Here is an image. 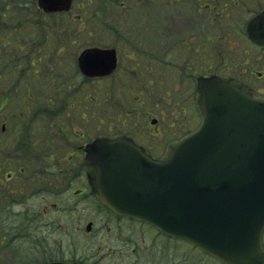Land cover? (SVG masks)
<instances>
[{"label": "flooded vegetation", "instance_id": "obj_1", "mask_svg": "<svg viewBox=\"0 0 264 264\" xmlns=\"http://www.w3.org/2000/svg\"><path fill=\"white\" fill-rule=\"evenodd\" d=\"M107 1L109 8L119 10L121 16L115 21L112 12H105V24L101 29L105 38L103 43L89 39V44L82 45L83 48L79 51L78 44L74 43L76 37L67 38L62 29V42L39 46L51 50L52 53L48 57L59 59L56 69L59 71L58 79L61 83L63 77L68 78V75L82 85L103 83L106 88L102 93L105 96V104L111 95L116 94L117 99L121 95V89L116 83L132 80L134 89L130 90V101L122 102L125 109L122 117L120 113L117 114L118 118L103 117L108 110L105 105L100 106L97 111L88 105L73 109L72 105L65 107L61 98L58 108L50 106L52 101H48L45 107L32 112L28 109V114L27 110L20 108L23 103L17 104V117L22 123L11 125L10 131L7 130L5 121L0 126L1 257H5L3 253L10 254V258L12 254L15 256L20 253L24 240H27L25 236L10 235L15 226H23L24 221L27 224L33 219V222H42L43 230L47 227H58L62 223L64 213L74 211L88 212L83 220L76 214L71 223L75 227H83L88 233L86 238L80 235L77 242L73 241L74 246L78 247V255L47 257L46 246L40 245L44 264H99L100 259L104 257L103 253L112 249H100L99 245L94 246L92 240H87L94 229H113L116 232L113 239L122 244L119 253L123 254V264H140L144 252L149 248L147 244L144 248L140 247L143 240L146 243L147 238L143 236L140 237L143 240H139L136 230H147L154 241L160 238L171 244L173 240L145 223L113 214L98 201L84 167L87 146L98 137L125 136L143 148L151 158H160L168 145L183 138L199 125L195 91L197 79L201 77L216 75L238 80L247 85L256 96L264 98V44L250 40L246 25L241 34L234 29L230 34L242 37L246 47L242 58L239 57L238 45L229 41L223 51L207 52L206 23L212 25L223 16L229 17V13L238 9L236 0H230L231 5H223L219 0ZM135 2L139 5L138 25L130 18ZM164 8L169 10L166 23L159 19ZM183 9L188 10L189 17L186 19L180 17L183 15ZM257 13H248L247 22ZM94 31L88 30L90 38ZM216 40L221 41L222 38ZM86 49L112 50L115 56L114 68L102 77L94 71L92 77L83 75L78 67V59ZM47 55L45 53L46 57ZM42 61L44 60L39 59L38 64H44ZM217 61L219 63L215 65ZM14 62L21 68L18 66L22 62L21 59ZM12 63L10 59L1 67L9 71ZM36 63L31 61L28 65L36 68ZM49 66L44 65L39 72L33 69V74L38 72L46 82L44 87L47 91L51 90L53 82L57 79L51 76L54 72H51L53 68ZM211 67L218 70L207 74ZM239 68L252 69L240 72ZM221 69L223 70L219 72ZM179 72L183 74L180 82L182 86L174 84L171 93L166 90L160 93L163 88L159 87L164 86L167 80H174L173 73ZM23 74L20 73V77ZM2 77L0 73V78ZM72 87L74 86L68 88ZM25 90V95H22L23 102L25 98L34 99L30 88L26 87ZM85 93L84 101L87 100L88 104L95 103L96 92L87 90ZM2 100L0 109L9 103L8 97ZM73 113H78L81 122H74L71 117ZM94 119L104 126L105 131L102 134L95 135L92 132L94 129L87 123ZM115 121L119 124L116 125ZM84 122L87 124H83ZM80 231L81 229L78 233ZM147 242L152 245L151 238ZM106 243L111 242L106 240ZM30 248L34 250V247ZM41 252L39 251L40 254ZM125 254L131 261L126 262Z\"/></svg>", "mask_w": 264, "mask_h": 264}, {"label": "water", "instance_id": "obj_2", "mask_svg": "<svg viewBox=\"0 0 264 264\" xmlns=\"http://www.w3.org/2000/svg\"><path fill=\"white\" fill-rule=\"evenodd\" d=\"M36 4L53 14L68 12L72 0ZM247 33L264 40V11ZM114 63L112 50L88 49L78 59L90 77L104 76ZM196 106L198 128L158 160L129 140L97 139L85 162L93 191L117 215L187 241L222 264H264V99L212 76L198 79Z\"/></svg>", "mask_w": 264, "mask_h": 264}, {"label": "rangeland", "instance_id": "obj_3", "mask_svg": "<svg viewBox=\"0 0 264 264\" xmlns=\"http://www.w3.org/2000/svg\"><path fill=\"white\" fill-rule=\"evenodd\" d=\"M32 1H34L35 4L36 0ZM83 1L84 0H74L71 12L69 14L62 15L44 16L41 15V12L37 9L36 4L30 5L28 7V10H26V21L28 27L27 29L30 28L37 32V34L35 35L36 39H34L33 42L24 44V51L14 49L12 50L11 48L7 47L5 49L0 48V73L1 76H3L2 79L0 78V103L2 102V99L4 97L9 98V103L5 105L2 109H0V126L5 121V124H7L8 131L11 130V125L16 123H22V121H20L17 117V104L19 103H23L20 108H24L25 110H27L26 113L28 114V109L30 110V112H32L35 109L41 108L43 106L45 107L48 101H52V105L50 106L58 108L59 99L61 98L65 107L66 105H72L71 107H73V109H80L88 105L89 108L97 111L100 106L103 107V105H105L108 110L107 113H104L103 117L109 116L111 118H118L119 115L120 117L123 116L125 106L124 104H122V102L124 103L130 101V90L134 89V87H132V85L134 84L132 80L127 79L122 83H116V85L119 86L121 89V91L119 92L121 94L119 96L120 99H117L116 94L111 95V98L109 100L106 99L107 103L104 104L105 96L102 93L106 91V88L103 83L82 85L79 81H75L74 78L72 79L70 75L67 76L68 78L63 77V81L61 83L58 79L59 71L56 69V67L58 66L59 59L54 56L48 57L49 54L52 52L47 47H39L38 40L40 39L39 37L43 35V33L54 35L53 38L49 39V44H58L62 42L64 38L63 32L66 33L67 38L70 37L74 39V37H76V41H74V43L78 44L77 50L79 51H81V49L83 48L82 45H87V43L89 44V39L91 41L94 40L96 43L104 42L105 38L101 29H103L105 24V12L107 11L108 14H111L112 12L113 19L117 21L121 16L120 11L113 8L110 9L107 0H93L90 5H85ZM236 1L238 2V9L234 10L232 8L234 11L232 13H229V17L223 16V18L218 19L217 22H213L212 25H210L208 22L206 23V46L208 53L217 50L223 51V49L227 47V42L229 41L238 45L239 57L242 58L243 51L246 49L245 44L243 42L242 37H235L233 36L234 34L230 35L232 33L231 30L234 29L235 32L237 30V32L241 34L243 31L242 29H244L246 25L245 23L248 20L247 14L257 13L261 12V10H264V0ZM3 2L5 1H2V4ZM219 3H226V5H231L230 0H219ZM132 6L134 9L131 10L132 15L130 16V18L132 22L138 25L137 10L139 9V5L135 2ZM11 9L13 11V9L15 10L16 8L12 6ZM143 11L145 12L146 10ZM147 12H149V10H147ZM168 12L169 10L167 8L162 9V12L159 16L161 22L166 23V16ZM12 15L16 17L14 12H12ZM76 16L81 18L79 19ZM20 17L21 16H19L18 18V22H21L22 20H20ZM180 17H182L181 19H186L187 17H189L188 10L183 9V15ZM16 22L17 20L14 19L7 20L5 23L6 26H4L5 24L3 23V20H0V34H3L5 31H9L10 29L8 28H11V26H16ZM160 27H162V25ZM62 29L64 30L63 32H61ZM90 29L95 30L94 32H92L93 35L91 36V38L88 36V30ZM14 33L16 32L14 31ZM216 38H222V40H216ZM4 50H7V52H5ZM45 53L48 54L47 57L45 56ZM10 55H12L13 57ZM8 59H11L13 62L10 65L11 70H3L1 65L6 63ZM18 59H21L23 61L21 68H18L17 63L14 62ZM39 59L44 60L42 61L44 62V64H38ZM29 61H33L34 63L37 62L36 68L29 67ZM219 61L214 64H218ZM12 65H15L16 67H13ZM44 65H50L49 67L53 68L51 72H54V74L52 73L51 76H55L57 78L55 80L56 82H53L50 91H47V89H45L44 85L46 82L38 73L39 71H41V68H43ZM33 69H36L38 71L35 75L33 74ZM250 69L252 68H239V71L242 72ZM217 70L218 69L211 67V71H208L206 73L211 74L213 73V71ZM222 70L223 69L219 70V72ZM20 73H24L22 77H20ZM173 77L174 80H167L166 83H164V86L159 87L163 88L159 91L160 93H162L164 90L169 91L171 93V89L173 88L174 84L179 87L182 86L180 82H182L183 74L180 72L178 74L173 73ZM69 86L74 87L68 88ZM26 87L30 88V93H33L34 99L29 100L25 98V101L23 102L22 95H25ZM151 89L153 90V86L151 87ZM55 90H57V97L55 96ZM87 90L90 92L91 90H94L96 92L95 103L88 104L87 100L84 101V99H86L85 91ZM71 112L72 111H69V113ZM118 113L120 114L117 115ZM71 117L74 122L80 120L78 113H73ZM87 123H89V125H91V127L94 129V131L92 130V132L95 135L99 133L102 134L103 131H105L104 126L100 125L97 119L89 120V122ZM87 123L84 122L83 124ZM115 124L118 125L119 122L115 121ZM191 127H193V123H191ZM87 213L88 212H65L62 216V223L60 224V226L51 228L47 227L44 230L42 228V222L40 221L33 222L32 219L27 224L24 223L23 235L27 238V240H24V243L22 244L24 246L22 247L20 253L15 254V256H13L12 254L11 258L9 256L10 254L3 253L2 255H4L5 257L0 256V264H44V254L39 248L40 245L41 247L46 246L47 257H58V255H60V257H68L72 254L78 255V247L74 246L73 241L77 242L80 235L83 236V238H86L88 233L83 227H75L71 223L72 220H75L76 214L79 215L80 220H83L87 216ZM83 222L84 224L86 223L85 220ZM79 229H81V231L78 233ZM136 231L139 240H143L140 239V237L143 236H146L147 241L149 238H151L152 240V245L149 244L147 241L146 243L144 240L142 241L143 244L140 247L144 248L147 244V248L149 249L147 250V252H144L145 254L142 257L140 264H217L212 259L202 258L198 253L196 254L195 251H189L187 249L189 247L184 244H169L166 243V241L161 240L160 238L155 239L156 241H154V239H152V235L147 230H144L143 232H141L140 230ZM90 233V237L87 240H92L94 246L99 245L98 248L100 249L101 247H104V249L106 250L110 248L112 249L109 252L106 251L103 253L104 257L100 259L99 264H123V254L119 253V251L122 250L120 248L122 244L115 238L113 239V237H116V232L113 229H94L91 230ZM106 240L110 241L111 243L107 244ZM30 246L34 247V250H32ZM39 251L41 252V254L39 253ZM125 256L126 262L131 261V259L128 258L127 254H125Z\"/></svg>", "mask_w": 264, "mask_h": 264}, {"label": "trees", "instance_id": "obj_4", "mask_svg": "<svg viewBox=\"0 0 264 264\" xmlns=\"http://www.w3.org/2000/svg\"><path fill=\"white\" fill-rule=\"evenodd\" d=\"M2 1L3 2L2 4ZM93 0H84L83 2L85 5H90ZM2 4V5H1ZM30 5H35L34 1H26V0H1L0 1V20H3V23L5 24L7 20H17L16 26H11L9 31H5L3 34H0V48L5 49L11 48L12 50H19V51H24L23 45L26 43L33 42L34 39H36L35 35L37 32H35L32 29H27V21H26V16H27V11L28 7ZM14 6L16 9L12 11L11 7ZM11 10V12H10ZM12 12H14L15 16L12 15ZM20 12V13H19ZM20 17L21 22H18V18ZM81 18V17H80ZM6 20V21H5ZM6 26V24L4 25ZM14 31L16 33H14ZM40 36V35H39ZM54 35L52 34H44L40 36V40H38L39 44H42V42H49L50 38H53ZM39 48V47H38ZM7 52V50H4ZM12 56V55H10ZM10 60V59H8ZM23 63L20 62L18 66H21ZM5 68V67H4ZM4 70V69H3ZM7 70V69H5ZM6 103V102H5ZM15 235L18 234V229L15 230ZM178 243V242H175ZM190 248V249H189ZM187 248L189 251L192 250L193 252L195 251L196 254L198 253L202 258H207L209 259L202 251L198 250L197 248L190 246Z\"/></svg>", "mask_w": 264, "mask_h": 264}]
</instances>
